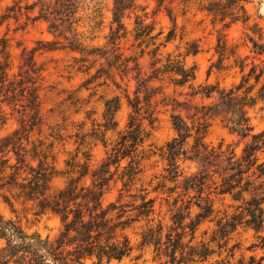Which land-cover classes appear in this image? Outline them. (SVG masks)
<instances>
[{"label": "clouds", "instance_id": "9594fccd", "mask_svg": "<svg viewBox=\"0 0 264 264\" xmlns=\"http://www.w3.org/2000/svg\"><path fill=\"white\" fill-rule=\"evenodd\" d=\"M0 264H264V0H0Z\"/></svg>", "mask_w": 264, "mask_h": 264}]
</instances>
